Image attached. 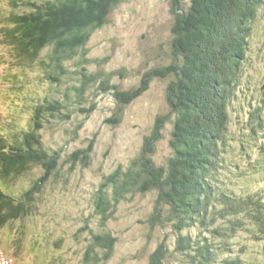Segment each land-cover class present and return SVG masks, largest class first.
Listing matches in <instances>:
<instances>
[{"label":"trees","instance_id":"obj_1","mask_svg":"<svg viewBox=\"0 0 264 264\" xmlns=\"http://www.w3.org/2000/svg\"><path fill=\"white\" fill-rule=\"evenodd\" d=\"M122 2L10 0L13 11L7 23L2 20L1 44L10 48L12 66L28 68L40 61L46 77L62 87L70 75L66 63L81 53L83 64L89 63L88 43ZM262 6L264 0H191L187 10L180 9L173 30L176 62L147 76L150 81L175 76L168 101L176 115L160 117L131 166H120L105 178L96 208L102 228L128 196L157 192L151 226L170 223L179 235L177 250L189 264H264V84L253 81L264 77V66L252 64L250 56ZM79 74L83 81L73 89L79 105L87 103L98 80L102 92L113 91L119 111L150 89L146 81L122 91L109 78L88 74L85 66ZM57 95L61 93L40 101L27 128L15 121L6 128L0 120V230L36 215L43 189L60 170L64 150L48 148L45 131L72 120L73 100L67 94L63 102ZM95 109L93 104L79 112L89 117ZM233 112L240 121L238 132L231 128ZM121 120L108 123L119 125ZM167 123L173 124V156L165 168L153 157ZM95 143L71 156V172L79 163L90 166ZM35 169L42 170V177L27 189L18 188ZM242 234L257 248L254 258L246 254L244 243L236 242ZM117 243L109 233H93L85 263L109 261ZM169 255L164 241L150 264H166Z\"/></svg>","mask_w":264,"mask_h":264},{"label":"rangeland","instance_id":"obj_2","mask_svg":"<svg viewBox=\"0 0 264 264\" xmlns=\"http://www.w3.org/2000/svg\"><path fill=\"white\" fill-rule=\"evenodd\" d=\"M190 5L191 0H123L111 14L109 24L95 32L88 43L86 60L89 63L83 64L82 53L66 63L70 75L62 87L46 77L40 61L28 68L12 66V53L8 46L1 44L0 36V120L6 128L14 121L27 128L35 107L50 95L61 93L57 96L65 102L68 94L73 100L69 106L72 120L47 127L45 131L46 146L64 150L60 170L43 189L37 214L0 230V264H86L93 233H109L118 239L113 257L98 264H150L151 255L164 241L170 249L166 264H189L186 256L177 250L179 235L172 225L151 226L157 192L128 196L105 228L101 227L102 217L96 208L98 191L105 178L120 166L125 169L131 166L160 117L172 115L173 119L176 115L168 101V89L176 81L175 76L151 81L147 76L176 62L173 30L180 9L187 10ZM12 11L10 0H0V26ZM253 32L252 64L260 63L262 67L264 6L259 10ZM51 51L52 48L44 51L42 60H47ZM82 66L87 67L90 75L109 78L122 91L139 88L146 81L150 89L119 111L113 91L102 92L98 80L87 94V103L79 105L73 89L83 81L79 74ZM259 77H253V81H259L260 86L264 84V77ZM93 104L96 109L89 117L79 112L80 108H90ZM115 117L122 119L119 125L108 123ZM239 122L233 112V131L238 132ZM172 131L173 124L167 123L153 157L157 166L167 168L173 156ZM92 140L96 143L90 166L84 168L79 163L71 172V156ZM42 175V170L35 169L18 188L31 187L32 181ZM236 242L244 243L246 254L255 257L257 248L246 235H240ZM97 253L99 257L104 255L100 249Z\"/></svg>","mask_w":264,"mask_h":264}]
</instances>
